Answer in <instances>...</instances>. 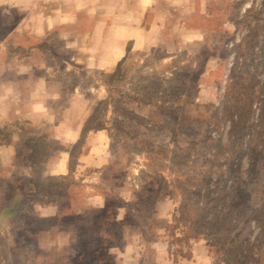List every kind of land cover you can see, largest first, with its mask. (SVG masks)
<instances>
[{"label":"rangeland","instance_id":"rangeland-1","mask_svg":"<svg viewBox=\"0 0 264 264\" xmlns=\"http://www.w3.org/2000/svg\"><path fill=\"white\" fill-rule=\"evenodd\" d=\"M31 61L92 101L87 127L109 133L113 163L97 172L105 208L71 215L81 187L46 176L59 146L39 147L35 204L68 215L29 213L1 264H40L27 227L60 223L79 247L60 264H117L126 243L131 264H184L197 243L210 264H264V0H0V67Z\"/></svg>","mask_w":264,"mask_h":264},{"label":"crops","instance_id":"crops-1","mask_svg":"<svg viewBox=\"0 0 264 264\" xmlns=\"http://www.w3.org/2000/svg\"><path fill=\"white\" fill-rule=\"evenodd\" d=\"M31 63L33 65L10 63L0 67V239H6L13 255L17 254L14 253L15 245H18L16 234L26 229L23 219L29 213L34 219L38 217L48 222L50 218L68 215L60 211L59 205L43 203L38 207L39 204H35L40 198L36 196L38 184L30 171L33 167L26 164L32 154L30 147L49 141L58 143L59 148L52 156L47 153V158L43 157L46 160L42 167L48 177H72L78 182L82 197L76 201L71 215L105 208L106 193L95 190V185L100 182L97 172L108 169L113 163L109 133L97 130L86 134L70 168V151L79 142L92 116V101L83 103L84 96L76 88L68 93L62 84L52 79L51 68ZM67 188L70 190L68 185ZM70 202H73L71 198ZM63 224L52 228L35 224L27 227L26 232L37 234L32 248L39 251L40 264H60L61 259L72 251L68 249L72 244L77 255V239L72 240L77 226L68 228ZM2 244L0 240V247ZM129 247L126 243L119 250L122 257L115 258L121 260L117 264H131ZM201 248L199 243L194 244L191 258L184 264H210ZM160 252L162 256L166 253L163 249Z\"/></svg>","mask_w":264,"mask_h":264},{"label":"trees","instance_id":"trees-1","mask_svg":"<svg viewBox=\"0 0 264 264\" xmlns=\"http://www.w3.org/2000/svg\"><path fill=\"white\" fill-rule=\"evenodd\" d=\"M90 121V118H89V120L87 121V123H86V126L84 127V129H83V132H82V136H81V138H80V140H79V142L76 144V145H74L73 147H72V150L70 151V168H71V166L73 165V162L75 161V156L77 155V149L80 147V145L81 144H83V141H84V138H85V136H86V134L89 132V131H97V130H102L101 128H88L87 127V124H88V122ZM36 144H37V141H36ZM39 147H41L42 148V151H41V156H46V151H45V149H46V146H45V144L44 143H38L37 145H36V147L34 148V147H30L31 148V150H32V154L30 155V158L31 157H33V159H34V157H35V155L37 154V151H38V148ZM43 159V158H42ZM41 158H40V160H42ZM211 200V199H210ZM213 201H219L220 199L219 198H214V199H212ZM213 201H210L209 202V200H208V202L205 204L204 203V205H203V207L202 208H199V210H201V211H203V213L205 212V210H206V208H207V206H209L210 204H211V202H213ZM239 206V204H236V203H231L230 205H226L225 204V206H224V209L221 207L220 208V211H222L224 214L222 215L221 214V212H217V213H220L221 215H219V216H221L220 218H221V220L223 221V219L224 220H226V219H228L229 218V221H226V223H224V225H220V223H216V226H218L219 228H218V230H222V229H225V231L227 232V233H230V231H231V229L234 227V225L232 224V212L233 211H235L236 209H237V207ZM213 208V210H215V206H213L212 207ZM226 209H227V211H226ZM226 212V213H225ZM178 213H180V217L181 218H184L185 216H187L188 215V213L186 212V211H184V207L182 206V205H180V207L178 208V210H177V213H176V215L178 214ZM207 216V215H206ZM206 216L205 217H203V221H205L206 219ZM210 220V219H209ZM213 220H214V222L217 220V218H213ZM174 221H176V223H178L179 221H178V219L176 218V217H174ZM209 224H210V222H205L203 225H205V226H209ZM227 226V227H226ZM200 228L202 227L201 225L199 226ZM199 227H193V228H199ZM190 238H197V237H190Z\"/></svg>","mask_w":264,"mask_h":264}]
</instances>
